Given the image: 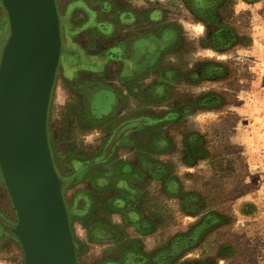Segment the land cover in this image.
<instances>
[{
  "label": "rangeland",
  "instance_id": "1",
  "mask_svg": "<svg viewBox=\"0 0 264 264\" xmlns=\"http://www.w3.org/2000/svg\"><path fill=\"white\" fill-rule=\"evenodd\" d=\"M73 1L56 0L63 52L50 102L48 134L56 170L66 182L63 195L75 245V238L86 240L87 235L76 225L74 171L78 168L88 178L90 167H76L75 156L66 154L62 119L65 113L73 115L74 104L96 92L101 93L93 97L94 103L102 102V110H107L111 102L104 98L110 95L111 99L107 83L112 87L115 81L124 101L131 105L137 100L146 102L143 131L186 136L198 164L189 170L178 169L185 193L202 196L199 209L191 212L186 204L193 205V200L187 196L163 205L171 219L147 251L160 247L168 263L178 250V264H264V0H111L115 11L108 15L117 24L113 28L104 23L103 13L82 12L72 6ZM117 7L122 11L117 12ZM131 15L140 23L129 33L120 22ZM9 36L8 16L0 1V58ZM137 39L144 42L134 43ZM77 65L87 71H76ZM124 69L127 84L120 86ZM136 69L138 79L130 76ZM144 115L140 113L139 119ZM126 123L118 128L113 120L104 124L103 132L110 134L107 141L87 138L82 160L89 165L96 158V144L103 143L98 157L102 161L106 150L137 126ZM66 142L72 150V141ZM116 159L120 161L118 155ZM122 192L115 188L116 194ZM11 203L0 171V264L14 252L7 239H16L1 224L17 223ZM208 213L219 215L223 222L212 220L194 228ZM188 226L192 233L198 228L201 232L181 238ZM175 233L182 236L173 240ZM86 246L84 253L80 247L81 262L91 264L102 252Z\"/></svg>",
  "mask_w": 264,
  "mask_h": 264
},
{
  "label": "crops",
  "instance_id": "2",
  "mask_svg": "<svg viewBox=\"0 0 264 264\" xmlns=\"http://www.w3.org/2000/svg\"><path fill=\"white\" fill-rule=\"evenodd\" d=\"M88 1L74 0L72 6L82 12L103 13L106 17L104 23L111 24L112 28L117 25L108 15L115 11V5L111 0H90V3ZM144 8L143 5L141 15L138 11L143 23L145 22ZM116 11L121 12L122 10L117 7ZM152 11L149 10V12ZM155 17L156 14L153 13L152 18ZM153 21L156 22L150 20L151 23ZM139 23L140 20L131 15L124 22L121 21L120 26L127 28L130 33L131 29L139 27ZM84 26L85 22L81 23L80 27ZM140 42H144V39H137L134 43L139 44ZM78 69L85 73L86 68L83 65H77L76 71ZM126 72V69L120 72V86L127 84ZM131 73V75L128 74L133 78L138 79L140 76L138 69ZM131 77L128 79L132 80ZM108 83L106 91L111 93V99L110 95L104 98L111 102L107 110H102V102L94 103L93 97L101 93L96 92L83 103L74 104L73 115L65 113L62 119L64 131L61 137H64L65 143L62 142V146L67 150L66 154L75 156L74 159L78 163L76 167L80 169L90 167L88 178H84V174L78 168L74 171L77 179H75L74 193L76 225L85 237L87 235L86 240L79 239L78 241L75 238L78 261L82 264L83 255L80 254V247L83 246L82 252L84 253L88 245L92 251L102 252V255L96 256L91 264H158L161 253H163L162 249L155 247L151 252L147 250L162 235L160 229L167 225L166 221L171 219V215L163 209V205L172 203L179 197L193 196L185 193L182 173L178 167H183L185 170L198 167L197 159L191 152L188 138L182 134L179 137L168 133L162 134L160 131L146 134L143 131L146 124L144 115L146 102L137 100L134 105H131L130 102L123 100L122 95L120 96L118 93L120 89L115 81L111 82L112 87ZM139 92L140 89H137L138 94ZM153 92L156 93V90ZM93 108H96L99 115H95ZM130 113L136 116L137 121L135 118L127 119ZM140 113L144 115L143 119H139ZM120 114H125V117H117ZM110 120L116 123L117 128L126 122V124L137 126L126 130L116 145L109 151L106 150L102 161L98 160V157L102 156L103 143L99 145L97 143L96 156H93L96 158L92 159L88 165L82 160L87 148L85 140L89 138L90 140L107 141L110 134L103 132V125ZM66 141H72V150H68L71 146ZM117 155L120 161H117ZM116 176L121 178H116ZM171 185L176 187L175 191L171 190ZM118 187L123 190L121 194L115 193V188ZM196 198L197 201L202 202V196ZM188 207L193 210L191 206ZM185 216L189 217L188 212ZM189 230L188 226L187 230L181 234H186ZM181 234L175 233L173 240ZM173 240L169 239L168 244H171ZM7 241L14 252L7 256L9 258L4 260V264L8 262H10L8 264H25L24 252L20 243L12 237H9ZM131 244H133L132 247ZM2 251L1 247L0 252Z\"/></svg>",
  "mask_w": 264,
  "mask_h": 264
},
{
  "label": "water",
  "instance_id": "3",
  "mask_svg": "<svg viewBox=\"0 0 264 264\" xmlns=\"http://www.w3.org/2000/svg\"><path fill=\"white\" fill-rule=\"evenodd\" d=\"M10 36L0 58V171L17 215L1 224L25 264H79L50 148L48 116L63 52L56 0H0Z\"/></svg>",
  "mask_w": 264,
  "mask_h": 264
},
{
  "label": "trees",
  "instance_id": "4",
  "mask_svg": "<svg viewBox=\"0 0 264 264\" xmlns=\"http://www.w3.org/2000/svg\"><path fill=\"white\" fill-rule=\"evenodd\" d=\"M94 94H96V93H94ZM93 94V95H94ZM190 200H193V205L190 203V201H189V204H186L187 205V207L188 206H191L192 208H193V210L191 209V208H189V209H191L192 211L191 212H193L194 210L195 211H197L198 209H199V207H200V204H201V202H200V204H199V201H197V198L195 197V195H193L192 197H191V199ZM198 203H197V202ZM188 209V210H189ZM245 214V213H244ZM247 214H250V212H247ZM212 220H218L217 221V223L218 224H220V222L222 221L223 222V220H222V218H220L219 217V215H217L216 216V214H210V213H208V214H205V216H203L202 217V219H201V221L199 222V224H196L195 226H193L194 228H197L199 225H200V227L201 226H204V225H206V224H208L210 221H212ZM217 224V225H218ZM225 224V223H224ZM199 232H201L200 230H199V228L198 229H196V230H194V232L192 233L191 231H189L188 233H186V234H184L183 235V237H181V238H184V239H187L188 237H192L193 238V236H195L196 234L195 233H199ZM188 241V240H187ZM189 244L191 243V247L193 246V242H188ZM189 246V245H188ZM188 246H187V248H188ZM172 247V246H171ZM170 247V248H171ZM170 248H169V250H170ZM187 248H185V252H187L188 251V249ZM169 250H167V252L169 251ZM191 250V249H190ZM167 252H164L165 254H167ZM172 252V251H171ZM177 254H178V250L175 252V257H174V259H171V261H169V263L167 262V258H166V255L164 256H160V260L158 261V264H178L177 263V261H178V259H177ZM181 264H199V263H181Z\"/></svg>",
  "mask_w": 264,
  "mask_h": 264
},
{
  "label": "flooded vegetation",
  "instance_id": "5",
  "mask_svg": "<svg viewBox=\"0 0 264 264\" xmlns=\"http://www.w3.org/2000/svg\"><path fill=\"white\" fill-rule=\"evenodd\" d=\"M65 182V181H64ZM66 183V182H65Z\"/></svg>",
  "mask_w": 264,
  "mask_h": 264
}]
</instances>
